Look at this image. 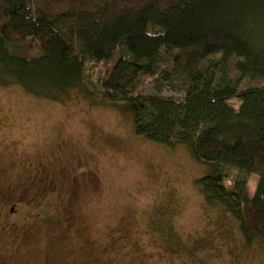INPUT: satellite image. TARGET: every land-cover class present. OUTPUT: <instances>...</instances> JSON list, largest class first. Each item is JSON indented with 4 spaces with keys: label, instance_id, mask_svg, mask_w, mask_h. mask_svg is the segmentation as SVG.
<instances>
[{
    "label": "trees",
    "instance_id": "obj_1",
    "mask_svg": "<svg viewBox=\"0 0 264 264\" xmlns=\"http://www.w3.org/2000/svg\"><path fill=\"white\" fill-rule=\"evenodd\" d=\"M90 63L105 64L97 83ZM246 78L264 81V0H0V87L134 105L136 135L190 146L211 167L204 200L251 243L264 241V85L241 90ZM150 79L183 98L141 95ZM230 169L240 175L227 185Z\"/></svg>",
    "mask_w": 264,
    "mask_h": 264
},
{
    "label": "rangeland",
    "instance_id": "obj_2",
    "mask_svg": "<svg viewBox=\"0 0 264 264\" xmlns=\"http://www.w3.org/2000/svg\"><path fill=\"white\" fill-rule=\"evenodd\" d=\"M92 67L97 83L105 64ZM83 92L54 102L0 87V264H264V241L247 243L238 221L204 200L197 182L214 173L190 146L136 135L134 105H93ZM158 92L184 96L152 79L140 94ZM239 175L228 170L227 185ZM258 180L250 175L252 194Z\"/></svg>",
    "mask_w": 264,
    "mask_h": 264
},
{
    "label": "flooded vegetation",
    "instance_id": "obj_3",
    "mask_svg": "<svg viewBox=\"0 0 264 264\" xmlns=\"http://www.w3.org/2000/svg\"><path fill=\"white\" fill-rule=\"evenodd\" d=\"M28 195H31V193L27 190V189H23V191L21 192V196H20V199L21 201L25 200L27 198ZM20 201H17V202H13L11 204V206L9 207V213L10 215H14V214H17L18 213V203Z\"/></svg>",
    "mask_w": 264,
    "mask_h": 264
}]
</instances>
